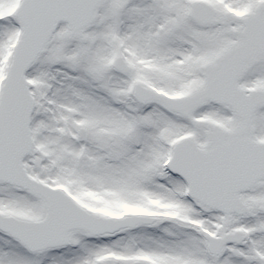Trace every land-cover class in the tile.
<instances>
[{"label":"snow or ice","instance_id":"obj_1","mask_svg":"<svg viewBox=\"0 0 264 264\" xmlns=\"http://www.w3.org/2000/svg\"><path fill=\"white\" fill-rule=\"evenodd\" d=\"M0 264H264V0H0Z\"/></svg>","mask_w":264,"mask_h":264}]
</instances>
